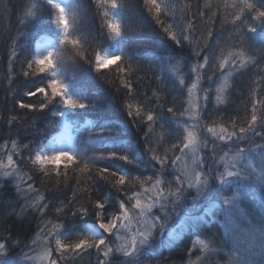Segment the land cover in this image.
Segmentation results:
<instances>
[{"label":"snow or ice","instance_id":"snow-or-ice-1","mask_svg":"<svg viewBox=\"0 0 264 264\" xmlns=\"http://www.w3.org/2000/svg\"><path fill=\"white\" fill-rule=\"evenodd\" d=\"M91 3L102 20L101 28L107 29V36L114 42L109 48H103L102 41L95 45L88 41L78 23L77 0H30L18 17L19 35L27 37L33 27L46 34L37 32L35 54L26 61L27 70L23 71L24 77L31 74L36 79L26 85L29 90L15 104L19 109L31 110L33 115L48 109L59 118L58 127L63 130L36 148L25 145L24 149L31 152L27 160L44 177L54 173L58 184L61 178L65 183L75 178L71 199L55 206L57 218L46 220L30 244L24 245L33 253H22L28 264H78L85 253L92 251L98 253L96 264H141L155 237L165 236L170 205L174 210L188 199L211 202L214 192L221 193L220 207L229 214L239 212L244 199L255 192H259L264 208V142L257 140L264 141V0H142L145 12L165 38L177 46L185 42L195 44L197 59L189 69L188 82L176 65L170 66L178 85L186 90L187 106L167 107L166 112L163 104L152 108L143 103L134 87L139 69L124 51L126 0ZM25 28L30 31H22ZM66 50L71 55L66 56ZM205 50L207 54L201 57ZM17 55L14 39L10 63ZM69 60L87 64L99 80L113 87L110 95L120 94L123 117L147 126L146 142L151 136L156 137L155 142L147 143V161L141 149L131 143H118L108 135L118 127V118L102 117L104 122H88L87 130L97 133L95 138L103 145L100 156L77 149L70 136L64 137V131L71 128L79 131L78 121L86 113L108 102V97L99 93L88 95L70 82ZM249 68H256L259 75L253 81L244 115L225 120L222 115L208 113L211 122L205 121L209 93L214 94L216 108L227 105L231 78ZM109 73L112 79L105 80ZM160 79L163 90V75ZM205 79L216 87H202ZM12 82L10 76L8 83ZM153 96L157 101L163 99L159 92L154 91ZM25 97H35L39 103L25 102ZM16 120L18 116L11 115L6 122ZM105 139L112 143L104 145ZM241 142H247L248 147H240ZM18 147L15 140L0 145V176L26 183L20 168L24 158L16 150ZM105 151L107 155H103ZM142 165L154 169L158 166L159 171L145 176L137 171ZM165 174L172 178L166 180ZM27 180H33V176L27 174ZM217 182L220 189L213 187ZM105 184L110 186L109 190H116L115 197L99 194ZM227 189L232 194L222 195ZM26 191L36 193L29 207L43 215L51 201L44 202L46 197L35 183L27 184ZM81 196L84 203L77 207ZM244 215L246 227L239 229L245 237L243 245L225 241L219 246L215 236H197L192 246L196 259H190L188 264H218L217 257L225 247L227 264H264V216L248 222L247 214ZM84 217H90V222L81 223ZM199 222V216L189 214L180 230L186 226L191 231L198 228ZM178 235L167 230V239L160 243H170ZM19 246V241L14 247L10 239L0 238V264H20L10 255Z\"/></svg>","mask_w":264,"mask_h":264},{"label":"trees","instance_id":"trees-1","mask_svg":"<svg viewBox=\"0 0 264 264\" xmlns=\"http://www.w3.org/2000/svg\"><path fill=\"white\" fill-rule=\"evenodd\" d=\"M77 2L79 4L77 9L78 23L83 33L87 36L88 41L93 45L97 41H102L103 48H109L113 41L107 36V29L101 28L102 20L96 14L91 0H77ZM181 2H184V0H181ZM200 2L203 3V0H200ZM29 3L30 0H0V145H3L6 141H17L19 147L16 150L24 158V162L20 164L21 174H24L26 181V183H21L16 178L0 176V238L10 239L14 247L15 242H20V246L10 253L15 259L22 257L23 252L31 253L24 245L30 244L46 220H55L57 218L55 206H58L61 201L67 203L71 199L73 188L75 187V178L69 179L66 183L61 178V182L58 184L54 173L51 177H44L42 173H37L35 167L27 160V157L31 154L30 150L24 149L25 145H29L30 148H36L41 144L47 143L57 132L59 123V118L53 117L48 109H45L44 113L37 111L33 115L31 110L19 109L15 104V101L23 97V93L29 90L26 85L36 79L31 74L28 77H24L23 71L27 70L26 61L30 60L32 55L35 54L39 35L46 34L40 31L38 27H33L31 31L27 28L22 29L24 32L30 31V35L27 37L19 35L21 27L18 24V17L21 15V8ZM126 3L127 8L124 16L127 25V39L124 42V51L127 57L132 58L133 66L139 69L133 81L134 87L139 94L138 98L152 108H156L157 103L163 104L165 112L167 107L180 109L182 104L186 107V90L180 88L175 75L170 70V66L176 65L179 69V74L184 75L186 82H188L191 79L189 69L196 63L197 59L194 56L195 44L185 42L183 45H174L164 37L159 27L155 25L151 17L145 12L142 0H126ZM193 9H195L194 3ZM219 27V20H217L216 28L219 29ZM37 32H39V35H37ZM101 32L104 33L103 36L100 35ZM93 37L97 39H93ZM14 39L18 55L10 63ZM65 55H71V51L66 50ZM246 72L238 74V80L236 81L245 83L248 79L247 77L251 76L246 77ZM162 75L165 85L163 90L161 89L160 79ZM216 75L219 76V73ZM10 76L13 80L11 85L8 83ZM67 77L70 82L88 95L94 96L99 93L108 97L107 103H101L96 110L86 113L83 118L79 119V131H76L78 132L77 149L86 150L89 155L100 156L101 151L99 150L103 145L96 140L97 133H90L87 130L90 127L88 122L91 121L94 124L96 122H104L101 119L102 117H113L118 118V127L113 133L108 135L115 137L118 143L135 145L143 151V158L147 161V143L155 142L156 137L153 135L146 142L145 132L147 126L132 123L130 118L125 119L123 117V100L120 94L110 95L114 91L113 87L105 81L99 80L96 73L90 71L89 66L83 62L73 63L69 60L67 62ZM109 79H112L111 73L105 77V80ZM213 79H215V76ZM205 80L202 81V87L204 88L209 82ZM154 91L159 92L163 99L157 101L156 97L153 96ZM210 98H213V93H209L208 106L211 104ZM24 99L25 102L39 103L35 97H25ZM228 106V108H233L232 104ZM51 107L52 105L49 106V108ZM227 107L224 105V108L220 109L222 111L221 115L224 114L223 110ZM11 115L18 116V120L8 124L6 121ZM157 131H159L158 128ZM257 140L258 142H264L259 141V138ZM110 143H112V140H104V145ZM247 145V142H241L239 146L245 148ZM103 155H107V152L105 151ZM211 163L212 161L208 160V164L211 165ZM137 171L145 176H150L154 172H158L159 167L157 166L154 169L151 166L145 167L142 165ZM27 174H31L33 180H27ZM69 175L72 176V173L69 172ZM171 178L170 175L165 174L166 180ZM29 183H35V187L39 189L40 193L44 194L46 197L45 203L51 201L48 210L43 215L37 209L29 207L36 197L35 192L29 193L26 191ZM97 187H100V185H97ZM213 187L215 189L221 188L218 182ZM109 189L110 186L105 184L99 194L108 195L110 198L115 197L117 195L116 190ZM217 195L221 197V193L214 192L215 198L211 202L204 199L195 201V203L198 202L200 204V210L197 211L192 208L191 205H193L194 201L191 199L177 205L174 210L170 205L167 209L169 218L166 221L167 229L165 233L173 226L175 227L179 217H187L189 214L192 215L194 211L195 215L192 216H204L205 218L199 222L198 228L193 227L191 231L188 230L182 235L181 239H176L175 242L166 244L159 243L158 246H154L160 250L158 255L152 256L150 253L145 252L141 264H188L190 259L193 261L196 259L197 253L192 246L197 236L201 238L215 236L219 246H223L225 241H228L230 245L234 242H239L243 245L245 237L239 229L246 227L244 214H247L248 222H252L253 217L259 220L261 216H264V208H261L259 192H255L250 197L245 198L240 205V211L233 214L227 213L220 207ZM222 195H228L227 191L224 192L223 190ZM83 203L84 200L81 196L76 202V206L79 207ZM212 205L216 206L214 210H212ZM22 209L23 211H21ZM156 214L160 215L158 211ZM176 215H178V218ZM84 221L90 222V217L82 218L81 223ZM161 239L166 238L164 236ZM155 243L157 244V242ZM227 253L228 248L225 247L224 252L217 257L218 264H227L229 259ZM97 258L98 253L92 251L91 254L86 253L78 264L80 262L81 264H92Z\"/></svg>","mask_w":264,"mask_h":264},{"label":"rangeland","instance_id":"rangeland-1","mask_svg":"<svg viewBox=\"0 0 264 264\" xmlns=\"http://www.w3.org/2000/svg\"><path fill=\"white\" fill-rule=\"evenodd\" d=\"M226 36H227V33L225 34V36L221 37L222 44H223L224 40L226 39ZM234 39H235V37H233V40ZM113 44H114V42H113ZM110 50H114V48L113 49H110ZM204 53L207 54V51L206 52H202L201 53V57H203V54ZM237 75L233 76L231 78V81H230L231 82V88L229 90L230 91L229 102L225 106L227 107L228 105L232 104V107L233 108L232 109L231 108H228L229 107L228 106L227 108H225L223 110L224 114L222 116L225 117V120H227V118L229 116H239V117H242L244 115V106L249 101L250 91L254 87L253 81L257 78V76L259 75V73H258V71H257L256 68H254V69L249 68L248 71L246 72V75L245 76L246 77L247 76H250V75L251 76L250 77H247L248 79H247V81L245 83L243 81H241V83H240V81L237 82L236 81V80H238L237 79L238 78ZM215 79H216V77H215ZM205 81H207V79ZM209 87H211V88L214 89L216 87V84L215 83H211V81H209L207 83V86H205V88H209ZM210 100H211L210 106H208V109H205L204 110V112H205L204 120L207 121V122H209V123L211 121H210V118L208 116V113H213L215 115H221V112L222 111H220V109L221 108H224V105H220L219 108H216L215 107L214 94H213V98H210ZM62 131L63 130H61L58 127L57 132L53 136H55L57 133L62 132ZM77 133L78 132H76L75 128H71V129H69L67 131H64V137L67 138L68 136H70L72 138V141H73V143H74V145L76 147H77ZM247 147H248V145H247ZM247 147H245V148H247ZM225 191H227L228 196H230L232 194V190L231 189L224 190V192ZM220 198L221 197L219 195H217V199L220 200ZM201 199H203V198H201ZM199 205L200 204L198 202L197 203L194 202L193 205H191V206H192V208L195 211H197V210H200V206ZM215 208H216V206L213 207L212 210H214ZM195 211H194V213H195ZM194 213L192 215H195ZM186 214H189V213H186ZM176 217L178 218V215H176ZM199 217H200V222L203 221V219L205 218L204 216H202V217L199 216ZM186 218L187 217H184V216L179 217L178 218V221L175 224V227L173 226L170 229V230H173V231H176V232L179 233L178 237L176 238L177 240L178 239H181L182 235L188 231V228L186 226L184 227L183 231L180 230V226L185 224ZM211 222H212V220H211ZM165 238L167 239V232L165 233ZM160 239H161V237H159V236H156L155 237V240H154V242H153L150 250L147 251V253H150V255H152V256L158 255V253L160 252V250H158L155 247L158 246V244L160 243ZM175 240L172 241V242H175ZM155 242H157V244ZM32 254L33 253H29V255H32ZM16 259H18L20 261V264H28V262H26L24 260L23 256L22 257H19V258H16ZM80 264H81V262H80ZM92 264H96V261L95 262H92Z\"/></svg>","mask_w":264,"mask_h":264}]
</instances>
